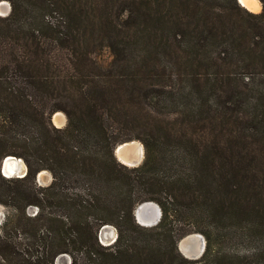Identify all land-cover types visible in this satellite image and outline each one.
Instances as JSON below:
<instances>
[{"label": "trees", "instance_id": "16d2710c", "mask_svg": "<svg viewBox=\"0 0 264 264\" xmlns=\"http://www.w3.org/2000/svg\"><path fill=\"white\" fill-rule=\"evenodd\" d=\"M2 1L0 164L20 158L26 174H0V264H264V0L258 13L237 0ZM133 140L144 157L127 167L114 150ZM146 202L161 211L153 227L135 222ZM190 233L205 240L197 260L178 252Z\"/></svg>", "mask_w": 264, "mask_h": 264}, {"label": "bare ground", "instance_id": "6f19581e", "mask_svg": "<svg viewBox=\"0 0 264 264\" xmlns=\"http://www.w3.org/2000/svg\"><path fill=\"white\" fill-rule=\"evenodd\" d=\"M240 4L250 11H257L259 9L258 0H239ZM58 115L56 114L53 120L56 122ZM129 148H125L128 154L123 161L126 163H136L142 158V147L137 143L129 145ZM133 148V149H132ZM24 171V165L14 159L6 161L3 167V172L7 177H13L22 174ZM42 173L39 174V176ZM38 176V177H39ZM41 178V177H40ZM136 216L140 221V224L144 226L152 225L156 223L159 212L154 203L146 202L141 204L136 210ZM203 248V240L198 235H190L185 237L180 243V249L187 258H196L200 256Z\"/></svg>", "mask_w": 264, "mask_h": 264}, {"label": "rangeland", "instance_id": "374dc122", "mask_svg": "<svg viewBox=\"0 0 264 264\" xmlns=\"http://www.w3.org/2000/svg\"><path fill=\"white\" fill-rule=\"evenodd\" d=\"M260 6V5H259ZM245 8V7H244ZM245 9H247V8H245ZM248 10V9H247ZM9 11H10V6H9V4L6 2V1H2V2H0V16L1 17H4V16H6V15H8V13H9ZM248 11H250V10H248ZM258 11V10H257ZM250 12H256V11H250ZM108 56L107 55H105L104 57H103V59L104 60H108ZM58 115V117H56V119H57V121L55 122L53 119V117L55 116V115ZM56 114H54L53 116H52V124L55 126V127H57V128H63L65 125H66V118H65V116L62 114V113H56ZM130 144L129 145H134V144H139L141 147H142V145H141V143L139 142V141H137V140H133V141H131V142H129ZM126 148H128L129 150H130V148H129V146H126ZM133 149V148H132ZM118 159V158H117ZM120 162V161H119ZM128 167V166H127ZM4 173V172H3ZM0 174L3 176V174L1 173V171H0ZM5 175V174H4ZM6 176V175H5ZM4 177V176H3ZM7 177V176H6ZM6 177H4V178H6ZM41 177V178H40ZM11 178H16L15 176H13V177H11ZM40 180L39 181H37V184L38 185H40V186H47L48 184H49V179H50V175L48 174V172H46V173H42L39 177H38ZM151 203H153V202H151ZM143 204V203H142ZM155 204V203H154ZM141 205V204H140ZM140 205H138L137 207H136V209L140 206ZM157 205V204H156ZM135 209V210H136ZM6 208L4 207V206H2V205H0V223H2V221L4 220V217H5V215H6ZM28 213L29 214H34V210L31 208V209H28ZM161 217V216H160ZM134 218H135V222L138 224V225H140V221H139V219L137 218V216L136 215H134ZM159 221H157V223H158ZM157 223L155 224V225H157ZM154 225V226H155ZM142 226V225H141ZM105 227H107V228H105ZM144 227V226H143ZM153 227V226H152ZM184 229H188V227L185 225V227H184ZM190 235H200V234H198V233H190V234H188V235H186L185 237H187V236H190ZM202 236V235H201ZM116 237H117V232H116V230H115V228L114 227H112V226H104V227H102L101 229H100V231H99V234H98V241H99V243L101 244V245H103V246H109V245H112L113 244V242L115 241V239H116ZM184 237V238H185ZM203 237V236H202ZM184 238H182L180 241H179V243H178V252L180 253V255L182 256V257H184V258H186L187 259V257L183 254V252L181 251V249H180V243H181V241L184 239ZM205 241V240H204ZM200 258V257H199ZM198 258V259H199ZM188 260H191V259H188ZM197 260V259H196ZM55 264H70V258H69V256H67V255H60V256H58L56 259H55Z\"/></svg>", "mask_w": 264, "mask_h": 264}, {"label": "water", "instance_id": "95a60500", "mask_svg": "<svg viewBox=\"0 0 264 264\" xmlns=\"http://www.w3.org/2000/svg\"><path fill=\"white\" fill-rule=\"evenodd\" d=\"M238 1V3L240 4V1L239 0H237ZM241 5V4H240ZM242 6V5H241ZM243 7V6H242ZM51 121H52V119H51ZM129 142H127V143H123V144H120V145H118L116 148H115V150H114V156L116 157V158H118L117 160L118 161H120V163L121 164H123V165H125V166H128V167H137L138 165H140V163L142 162V160H143V157H144V151H143V147H142V158L138 161V162H136V163H126L125 161H123V159H121V158H125L126 157V155L128 154V152H127V150H125V148H126V146H129ZM10 159H14V160H17V161H19V162H21L23 165H24V171L22 172V174H19V175H16L15 177L16 178H23L24 176H25V174H26V167H25V164L23 163V161L20 159V158H16V157H14V156H7V157H5L3 160H2V162H1V164H0V171H1V173L3 174V176L4 177H6L5 175H4V173H3V167H4V164H5V162L6 161H9ZM47 171H42V172H40V173H46ZM39 173V174H40ZM39 174L37 175V178H36V181H39L40 179L38 178V176H39ZM49 174V173H48ZM50 175V174H49ZM6 178H11V177H6ZM51 182V176H50V179H49V183ZM155 206L157 207V209H158V212H159V216H158V219H157V221H159L160 220V216H161V211H160V208L158 207V205H156L155 204ZM137 210V209H136ZM136 210L134 211V215H136ZM157 221H156V223H157ZM156 223H153L152 225L150 224V225H148V226H144V225H142V224H140V225H142V226H144V227H152V226H154ZM1 224V223H0ZM105 228H107V227H105ZM198 236H200V238H202V240H203V248H202V252H201V254H200V256H198V257H196V258H187V259H191V260H196V259H198L199 257H201V255L203 254V252H204V248H205V241H204V238L201 236V235H198ZM179 249V248H178Z\"/></svg>", "mask_w": 264, "mask_h": 264}, {"label": "crops", "instance_id": "0c3cea01", "mask_svg": "<svg viewBox=\"0 0 264 264\" xmlns=\"http://www.w3.org/2000/svg\"><path fill=\"white\" fill-rule=\"evenodd\" d=\"M259 9H258V11H256V12H253V13H258L260 10H261V4L259 3Z\"/></svg>", "mask_w": 264, "mask_h": 264}]
</instances>
